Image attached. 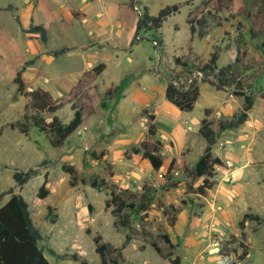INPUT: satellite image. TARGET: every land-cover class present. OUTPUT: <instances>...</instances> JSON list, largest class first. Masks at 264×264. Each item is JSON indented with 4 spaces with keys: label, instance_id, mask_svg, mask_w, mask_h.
<instances>
[{
    "label": "rangeland",
    "instance_id": "rangeland-1",
    "mask_svg": "<svg viewBox=\"0 0 264 264\" xmlns=\"http://www.w3.org/2000/svg\"><path fill=\"white\" fill-rule=\"evenodd\" d=\"M136 1L140 11L146 6L151 15L169 5L179 4L180 8L160 29L165 46L154 51L149 43L140 42L133 46L132 55L128 45L137 13L127 9L125 0H99L102 20L116 32L118 46H127L126 51L106 46L111 53L115 52L112 57L106 52L97 53L98 49L78 48L71 53L51 54L50 47L88 40L92 43L88 32L97 21L89 16L86 23L70 15L82 12L80 0H0V194L11 189L27 201L42 234L39 247L50 264H102L95 252L97 236L101 238L100 244L106 245L109 261L170 264V259L180 252L179 225L192 221H196L197 227L191 235L201 243L198 261L214 257L213 264H245L251 245L248 232L244 231V237H236L230 230L232 223L237 228L240 222V215L235 217L232 211L237 200L232 172L236 168L245 170L246 182L259 193V200L264 194V162L246 156L235 162L231 156L225 157L229 148L222 146L219 156L223 166L215 168L209 178L211 186L204 193L199 192L204 177L195 175L194 165L202 143L198 134L201 120L206 119L210 128L216 130L218 142L221 125L232 121L241 111L243 99L233 95L238 85L255 96L252 116H264V100L256 94L264 92V50L260 48L264 42V3ZM8 5L12 6L11 11L2 10ZM30 21L46 29L49 42L44 45L38 35L25 33ZM200 21L205 23L203 27ZM214 53L217 68L234 65L232 87L218 90L209 83L213 78H207V82L197 79L200 96L193 110L179 112L166 105L163 89L169 81L182 83L193 77L195 68L206 64ZM129 56L135 61L129 60ZM104 57L112 59L100 83L93 80L95 70L91 68L82 74L64 76L83 69L87 61L97 63ZM26 62L32 63L21 75L24 91L19 94L14 80ZM132 70L141 71L144 76L146 73L148 79L146 82L144 78L141 87L145 89L140 88L139 97L123 98L129 78L119 86L106 88ZM39 87L54 99L57 109L53 114H39L31 105L27 92ZM76 109L85 122L59 148L51 147L48 137L34 126L27 137L6 126L24 122V118L31 122L35 117H43L49 122L53 115L67 124ZM150 124L155 125L154 134L149 132ZM241 127L237 128L235 139L240 137ZM144 142L163 161L157 171L141 152H133ZM28 169L34 170L32 177L18 185L14 172ZM92 181L97 182L96 187H92ZM44 182L48 194L41 198L38 192ZM112 191L121 195L126 205H137L143 197L148 198L146 211L126 207L119 218L115 217L114 205L107 204ZM8 198L9 195L2 196L0 206ZM246 213L258 217L249 221L254 229L264 224L260 215L249 210ZM218 215H224L223 219L229 222L221 227ZM125 216L128 225L122 226L119 223L126 220ZM164 235L171 238V245L165 242ZM154 246L160 249L159 253Z\"/></svg>",
    "mask_w": 264,
    "mask_h": 264
},
{
    "label": "trees",
    "instance_id": "trees-1",
    "mask_svg": "<svg viewBox=\"0 0 264 264\" xmlns=\"http://www.w3.org/2000/svg\"><path fill=\"white\" fill-rule=\"evenodd\" d=\"M264 3V0H262ZM135 1L130 0L128 6L133 10ZM187 4V3H186ZM180 5H169L161 8L156 15H150L148 8L145 6L142 8V12L137 17L134 37L132 44L147 41L151 42L155 49L162 46V38L160 29L162 24L172 15H175L179 11ZM4 11H11L12 6L8 5L2 9ZM18 25L20 22L15 17ZM202 27L205 24L203 21L199 22ZM193 33V28H191ZM27 34L38 35L42 44H46L48 36L47 31L42 25L34 24L32 21L29 23L28 28L25 30ZM141 34H147V37L141 36ZM260 48L264 50V42L261 43ZM67 48H63L59 51L52 52L53 55H59L67 52ZM217 53L211 55L209 61L201 67L195 68V72H203L202 82H207V78L211 77L214 80L209 83L215 86L218 90L225 87H232L234 79L232 78V72L234 65L230 64L222 68L216 66ZM32 62H26L21 70L16 74L14 83L17 85V92L20 94L24 91V85L21 79L22 73L25 71V67ZM217 79V82H216ZM191 82L189 83V81ZM187 86V88H186ZM233 95L243 98V105L241 111L233 117V120L228 124H222V128L237 127L244 123L248 117V112L253 106L254 97L253 92L248 90L245 93L243 88L237 86ZM199 87L197 85V79L192 76L189 79L181 82L169 81L165 88V98L168 102L173 104L179 111L189 112L194 108L195 103L199 97ZM27 95L31 99V105L39 112V114L50 113L53 114L57 105L51 94L43 88H36L27 92ZM257 95L264 100V92H257ZM153 119V116L150 117ZM24 122H11L6 126L11 130H18L24 136H28L31 126L37 128V130L48 137V142L53 148L61 147L67 138L76 131V129L82 123V114L79 109L74 111L73 118L67 124H63L57 116L53 115L49 122L43 117H35L31 122L28 118H24ZM155 125L150 124L149 132L154 134ZM1 133V130H0ZM199 135L205 140L206 146L202 155L199 157L194 165V173L197 177H204L203 185L199 188L200 193H204L206 188L211 186L209 178L213 176L215 168L223 166V162L220 158L213 156L212 145L214 143V132L210 128V125L206 119L201 121V125L198 130ZM134 153L142 154L155 171L159 170L163 166V161L160 156L155 152L148 149L146 143H142L140 147L133 150ZM34 170L28 169L25 172L16 171L13 174V179L18 185L26 183L33 175ZM92 187L97 186L96 181L91 182ZM39 196L44 198L48 192L45 188V182L39 188ZM4 195H9L7 201L0 206V264H50L43 254V251L39 247V241L41 240V231L34 225L29 211V205L27 201L18 194H14L11 189L2 192L0 198ZM149 199L143 197L139 204L130 203L125 204V200L121 195L115 191L111 192L110 202L107 204L114 205L113 214L119 218L123 209L128 207L131 210L137 212H144L147 209ZM110 206V205H109ZM108 206V207H109ZM250 217V216H245ZM125 221L120 222L122 226H127V216ZM245 219V218H244ZM254 219V218H253ZM100 236L94 238L95 252L100 257L102 264H117L116 261H109L106 258V245L100 244ZM165 242L171 245L170 239L167 235L163 236ZM155 247V250L159 253V249ZM170 264H181L180 258L175 256L170 259Z\"/></svg>",
    "mask_w": 264,
    "mask_h": 264
},
{
    "label": "crops",
    "instance_id": "crops-1",
    "mask_svg": "<svg viewBox=\"0 0 264 264\" xmlns=\"http://www.w3.org/2000/svg\"><path fill=\"white\" fill-rule=\"evenodd\" d=\"M128 2L125 0L124 5L127 7V9L129 11L134 13L133 10H131L129 8ZM80 3L83 5L82 12L79 13L78 16L76 15V12L71 13L70 15L73 18H76L77 20L79 18H82V22H86V23L89 20L87 18L89 16L92 17L91 18L92 20L97 21L94 23V26L89 29V32H88V34L90 35L89 38H91L90 40H92V43H87L89 41L88 40L87 42H82V43H79V42L71 43L70 42L69 45H65L64 47H61V48L50 47L52 50L51 54H52V52L59 51L63 48L68 49V51L65 53H71L72 51H74L78 48L79 50H85V51L98 49L97 53L100 54L102 52H106V53H108L107 54L108 56L110 54V56L113 57L115 52L111 53L110 50H108V48L106 46H108L109 48H114V49L120 48L121 51H126L127 46L125 48L118 46V42L116 41V40H118V39H116L118 36L116 35V32H114L112 28L108 29V23H106V20L105 21L102 20L104 18V15L98 9L99 8L98 7L99 0H80ZM62 7H63V5H62ZM143 7H145V6H143ZM134 17H135L134 18V30H135V25H136V21H137L138 17L136 15ZM32 35H34V34H32ZM48 35L49 34L47 32V36ZM99 35H102V36L99 37ZM133 37H134V32H133V36H132V38L129 42V45H128V48L130 49L128 53L131 54L134 50L133 46L134 45L139 46L138 44H140V42L149 43L154 48L153 44L151 42H147V41H140V42L132 44ZM161 38H162V36H161ZM162 41H163V39H162ZM47 42H49V36H48ZM162 46H165L164 42L162 43ZM162 46H160L158 49L162 48ZM158 49L154 48V51H157ZM62 54H64V53H62ZM133 54L134 53H132V55ZM53 56H56V55H53ZM110 59H112V58L111 57L110 58H108V57L100 58L97 63H95L94 61H87L83 65V69L76 70V71H74L68 75H64V76H74L77 74H82V73L86 72L89 68H91V69L95 70V75H94L93 80L95 82L98 81L100 83L102 81L101 80L102 77L108 71V62L110 61ZM128 59L131 60L132 62L135 61L133 56H129ZM60 77H62V76H60ZM126 78H129L130 81H129L127 87L124 89L123 98L125 97L127 99L129 97H139L140 93L138 94V91H140V88H142V90L145 89L144 87H141V84L145 83L144 78H146V73L144 76L143 72H141V71L140 72L136 71V70L135 71H133V70L128 71L123 76H121V78L117 81V83H115V85L111 84L110 86H108L106 88H111V87H114L117 85L119 86L120 83L123 82ZM146 82H148L147 78H146ZM165 88L166 87H164L163 92H165ZM200 88H201V86L199 87V93H200ZM117 89H119V87H117ZM199 96H200V94H199ZM164 97H165V95H164ZM240 98H242V97H240ZM254 98H255V96H254ZM198 99H199V97H198ZM165 103L169 107H172L173 109L176 110V107L173 104H171L170 102H168L167 100H165ZM242 105H243V103H242ZM241 109H242V107H241ZM252 109H253V106L250 109V111L248 112V117L244 123L238 125L237 127L223 128V131L220 133V140L218 142H216V130L214 128H211L214 132V143L212 145L213 156L220 158V156H219L221 154L220 149H222V146H223L224 148L225 147L229 148L228 149L229 151L224 153L225 157L231 156V158H233V160L235 162H238L239 160H241L245 156H246V158L255 157L259 162H262V163L264 162V116L263 117L252 116V114H251ZM84 122H85V118L83 117V114H82V123L81 124H83ZM241 125H242V127L238 131L240 134H243V133H245V134H243V136L239 134L240 137L238 139H235L234 135L236 137V133H238L237 128H239ZM231 130H234V131H231ZM189 137H191V136L189 135ZM200 138L202 139V143H201V147H200V153L196 156L197 158H199L202 155V153H203L202 148L203 147L205 148V146H206L205 140L201 136H200ZM240 139H242L243 142L240 141ZM187 140H186V142H187ZM236 143L237 144L240 143L239 146L236 145ZM218 145H219V148H217ZM188 149L190 152L189 154L191 155L192 152H191L189 145H188ZM243 149H245V150H243ZM232 177H233V181L236 182L235 186H234V192L236 194V199H237L233 204L232 211H234L233 214H235V217H238L240 215V222L238 224L239 227L237 226V228H235V224L232 223L233 222V220H232L231 221L232 228L230 230L236 237H238L239 235L241 237H244V236H246V234H244L245 233L244 231L248 232L247 233V240H248V243H251V245H250L249 253L248 254L246 253V255H245L246 256L245 264H264V246H263L264 224L262 226H260L258 230L254 229L253 224H250V223L254 220H258V217L252 216V215L246 213V211H248V210L253 211L254 215H260V217L263 219V222H264V194L261 195V198L258 200V197L260 195L258 196L257 194H259V193L255 192L253 189H251V186L248 184V182H246L248 175L245 172V170H242L240 168L234 169V171L232 172ZM262 181H264V176H262ZM258 201H259V204H257ZM243 202H245V205L243 204ZM29 211H30V208H29ZM30 216H31V219H32L34 225L38 228L37 224L35 223L33 216L31 215V213H30ZM223 216L218 215V217H219L218 224L221 227H223L224 223L229 222V221H227V219H225V218L223 219ZM245 216H250V217H245ZM249 221H251V222H249ZM181 223L182 224L179 225L181 229H179L177 231V233H178L177 237L181 241L180 252L178 253L177 256L180 258L181 264H213L212 260H214V257L207 258L206 262L198 261V256L200 255V252H201L200 251L201 243H200V241H198L199 239L197 237L191 235L193 230H195V228L197 227L196 221L186 222V223L181 222ZM256 227H258V226H256ZM169 239L171 242V238H169ZM159 252H160V249H159ZM155 259H158V258H155ZM237 264H241V262H238Z\"/></svg>",
    "mask_w": 264,
    "mask_h": 264
},
{
    "label": "built area",
    "instance_id": "built-area-1",
    "mask_svg": "<svg viewBox=\"0 0 264 264\" xmlns=\"http://www.w3.org/2000/svg\"><path fill=\"white\" fill-rule=\"evenodd\" d=\"M134 1H135V3H134V6H133V10L137 13V16H138V15L141 14L142 11H140V9L138 8L137 1L136 0H134ZM193 78L201 80L203 78V72L197 71L193 75ZM190 82H191V80L189 81V83ZM186 88H187V86H186ZM216 245H217V243H216Z\"/></svg>",
    "mask_w": 264,
    "mask_h": 264
}]
</instances>
